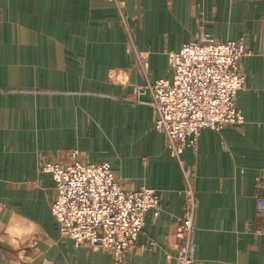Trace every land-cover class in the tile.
Masks as SVG:
<instances>
[{"label":"crops","instance_id":"0c3cea01","mask_svg":"<svg viewBox=\"0 0 264 264\" xmlns=\"http://www.w3.org/2000/svg\"><path fill=\"white\" fill-rule=\"evenodd\" d=\"M124 3L125 22L108 0H0V264H116L63 237L51 213L55 183L41 169L72 151L160 195L161 214L147 213L125 264H177L183 170L156 132L150 95L125 99L146 84L134 48L148 53L152 81L171 79L169 55L201 32L245 38L251 55L236 98L245 124L204 129L182 155L196 170V264H264L255 185L264 169V0ZM10 226L23 234L12 237Z\"/></svg>","mask_w":264,"mask_h":264},{"label":"built area","instance_id":"2783aa9c","mask_svg":"<svg viewBox=\"0 0 264 264\" xmlns=\"http://www.w3.org/2000/svg\"><path fill=\"white\" fill-rule=\"evenodd\" d=\"M108 1L117 5L125 22L124 0ZM133 50L146 84L135 86L134 95L125 101L141 103V96L150 95L148 104L155 112L156 132L166 137L172 157L182 167L185 186L179 196L183 198V213L177 223V247L172 257L177 264H196L193 241L198 208L196 170L184 165L182 155L187 148L198 147L204 129L220 131L245 124L236 98L248 87L242 61L251 51L245 38L220 41L201 32L179 52L169 55L171 79L152 81L148 75V53ZM121 74L122 71H115L114 80L122 82ZM41 172L50 174L55 183L51 213L61 235L77 246L109 252L116 264L126 263L143 232L147 213L152 211L158 217L162 212L156 190L130 189L117 177L110 163H87L78 151L60 161L45 162ZM255 185L263 193L258 198L257 210L264 218V169L256 177Z\"/></svg>","mask_w":264,"mask_h":264},{"label":"clouds","instance_id":"9594fccd","mask_svg":"<svg viewBox=\"0 0 264 264\" xmlns=\"http://www.w3.org/2000/svg\"><path fill=\"white\" fill-rule=\"evenodd\" d=\"M7 231L9 232V234L12 236V237H16V236H20L23 234L24 230L22 229H19L15 226H10ZM12 243L15 244L16 243V240L13 238L12 240Z\"/></svg>","mask_w":264,"mask_h":264},{"label":"rangeland","instance_id":"374dc122","mask_svg":"<svg viewBox=\"0 0 264 264\" xmlns=\"http://www.w3.org/2000/svg\"><path fill=\"white\" fill-rule=\"evenodd\" d=\"M113 3V2H112ZM116 8H117V5L115 4ZM118 10V9H117ZM119 11V10H118Z\"/></svg>","mask_w":264,"mask_h":264}]
</instances>
